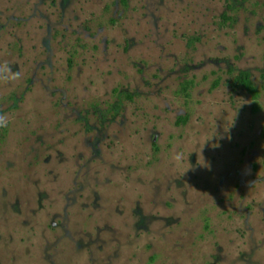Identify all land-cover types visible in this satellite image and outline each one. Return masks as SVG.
<instances>
[{
	"label": "rangeland",
	"instance_id": "obj_1",
	"mask_svg": "<svg viewBox=\"0 0 264 264\" xmlns=\"http://www.w3.org/2000/svg\"><path fill=\"white\" fill-rule=\"evenodd\" d=\"M0 264H264V0H0Z\"/></svg>",
	"mask_w": 264,
	"mask_h": 264
},
{
	"label": "trees",
	"instance_id": "obj_2",
	"mask_svg": "<svg viewBox=\"0 0 264 264\" xmlns=\"http://www.w3.org/2000/svg\"><path fill=\"white\" fill-rule=\"evenodd\" d=\"M123 2H127V0H123ZM241 80H242L244 87L252 94L253 97L257 98L258 90L256 86L254 85V82L251 78L250 73L247 71H242Z\"/></svg>",
	"mask_w": 264,
	"mask_h": 264
}]
</instances>
